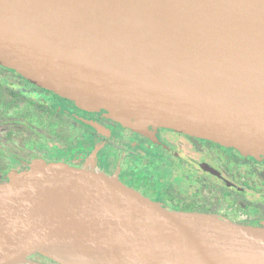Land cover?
Returning a JSON list of instances; mask_svg holds the SVG:
<instances>
[{
	"label": "water",
	"instance_id": "water-1",
	"mask_svg": "<svg viewBox=\"0 0 264 264\" xmlns=\"http://www.w3.org/2000/svg\"><path fill=\"white\" fill-rule=\"evenodd\" d=\"M0 66L137 132L264 156V0H0ZM264 264V225L171 212L43 148L0 185V264Z\"/></svg>",
	"mask_w": 264,
	"mask_h": 264
},
{
	"label": "flooded vegetation",
	"instance_id": "flooded-vegetation-1",
	"mask_svg": "<svg viewBox=\"0 0 264 264\" xmlns=\"http://www.w3.org/2000/svg\"><path fill=\"white\" fill-rule=\"evenodd\" d=\"M43 148L60 150L75 168L116 179L168 211L264 225V156L168 129L134 131L0 66V185L29 171ZM24 264L59 263L33 256Z\"/></svg>",
	"mask_w": 264,
	"mask_h": 264
},
{
	"label": "bare ground",
	"instance_id": "bare-ground-1",
	"mask_svg": "<svg viewBox=\"0 0 264 264\" xmlns=\"http://www.w3.org/2000/svg\"><path fill=\"white\" fill-rule=\"evenodd\" d=\"M59 258L70 264H76L77 262V260L73 256H69V255H61Z\"/></svg>",
	"mask_w": 264,
	"mask_h": 264
},
{
	"label": "rangeland",
	"instance_id": "rangeland-1",
	"mask_svg": "<svg viewBox=\"0 0 264 264\" xmlns=\"http://www.w3.org/2000/svg\"><path fill=\"white\" fill-rule=\"evenodd\" d=\"M150 127H152V126H150ZM152 128H154V127H152ZM241 153V152H240ZM238 219H241V218H238Z\"/></svg>",
	"mask_w": 264,
	"mask_h": 264
}]
</instances>
